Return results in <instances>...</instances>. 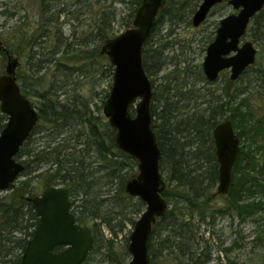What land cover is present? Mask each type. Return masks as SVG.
Segmentation results:
<instances>
[{"label":"trees","instance_id":"obj_1","mask_svg":"<svg viewBox=\"0 0 264 264\" xmlns=\"http://www.w3.org/2000/svg\"><path fill=\"white\" fill-rule=\"evenodd\" d=\"M42 1L43 15L47 16L45 26L53 24L56 27L57 42L53 48V55L49 58L43 52L32 50L34 47L41 48L50 38L49 29L44 26L42 34L33 38L34 42L30 39L26 43L33 42L29 46L31 52L28 56L31 70H33L32 75H27L24 81L20 74L16 75L17 80L22 83H20V87L23 95L28 99L30 97L36 99L40 119L17 156V160L25 167L19 178L24 177L26 179L19 182L20 186L17 185L18 180L12 184L8 190L12 191L11 194L0 196V264H22V257L40 222L39 215L30 198L37 196L41 189L59 185H63L70 191L71 198L78 196L81 198V203L72 211L76 221L82 226H88V223H92L90 228L94 247L84 264H89L99 253H102V262L105 264H126V260L130 257L127 244L129 239L127 238L121 254H117L113 251L115 245L113 237H116L124 228L123 220H118V216H126L124 210L128 204H125L124 200L128 199V194L125 191L127 178L123 177L124 179L120 182L121 187L116 192L117 196L121 195L120 197L100 198L101 196L99 197L94 192V190L97 191V187L94 185L98 181L94 179V167L92 163L88 164L87 158L90 152L97 155V170L105 171L110 178L109 185L125 169H129L133 165L138 167V162L117 148L116 130L111 127L109 120L106 121L105 118L94 116L91 110V100L77 93H72V90L69 89L73 82L79 83L84 78L95 81L100 71L99 67L102 68L101 74L104 77L113 74L114 67L109 58L102 54V47L99 44L91 50L86 48L96 42L105 43L115 36L116 14L113 6L105 7L96 16L95 24L89 33H85V40L76 37L74 41L67 42L68 39L63 37V30L56 26L59 15L65 13L66 9H54L52 12L51 5L47 3L49 0ZM118 1L124 2L123 0ZM141 2L142 0L131 2L133 8L129 16L130 20L126 24L127 27L133 23L134 20L132 19L135 18ZM171 2L172 0L161 12L156 26L166 15V12L169 13L170 7L173 5ZM182 2L178 0L174 3L177 11L185 10L184 8L188 6L186 2ZM3 14L6 15L5 12ZM155 27L145 45L150 41ZM260 27V33L255 37L257 41H264V22ZM145 45L144 66L146 72L151 76L154 74L148 56L151 50L150 52L146 51ZM8 47L6 48L9 53H13ZM71 55L80 61H84L85 65L79 68L74 67L76 70H72L74 68L64 62ZM159 59H162V56ZM155 60L157 61L156 58ZM156 61L155 72L161 69V65L158 66L159 60ZM160 64L163 63L160 62ZM50 65L54 66L55 71L51 81L49 80L50 84L44 86L41 83L47 77L48 72L46 71L49 70ZM69 71L75 77L71 76L72 78L69 79ZM201 73L203 76L204 73ZM62 75L66 76V80ZM204 77H202L203 80ZM28 79L29 83L27 82ZM176 88H167L165 92L154 94L155 100L158 98L163 104L161 111L152 106L153 129L158 137L162 152L160 170L161 173L167 175L166 189L162 196L168 202V209L165 215L158 219L153 226L149 241V254L152 264H165L166 257L172 259L171 264H184V260H187L186 264H207L210 261L209 251L206 249L199 252L194 249V242L200 226L207 224V219H210L213 213H221L222 211L213 209L211 206L214 200L211 192L215 187H218L219 183V164L216 158L213 131L221 123V118L225 116V113L231 112L230 118L240 139L241 152L233 169L230 191L220 196H223L228 202L227 204L231 205L229 210L236 209L239 212L252 213L261 204H240V202L246 193H253L254 190L264 192V183L261 182L264 178V146H258V150L254 149L259 138L264 136V128H257V124L253 125L252 120L248 123L246 117L239 114L242 112L240 109L244 103L234 107L236 98L221 104L223 97L214 96V91L217 92V90L211 91L213 99L211 102L210 100L203 102L206 107L201 111L198 110L191 115L184 114L181 110L183 107L178 106L180 102L173 100L176 95L170 94ZM185 95L182 93L178 97L181 99ZM108 96H106L107 99ZM105 104L103 101L102 105L105 106ZM248 115L250 114L248 113ZM7 119V116L2 114L0 110V133L4 129ZM39 133H44L43 138L49 139L50 143L59 140L65 133L75 134L67 139L64 137L66 143L61 139V142L57 143L56 146L47 144L44 150L38 152L33 148L27 149L28 145L34 141V136ZM72 143H74L73 146ZM81 145L84 148L79 149ZM196 161H203V164H197ZM193 162L195 164H192ZM46 164L55 165L56 171L53 174L48 171L32 177L33 173L39 171ZM196 164L198 166L191 169ZM131 169L133 170V168ZM134 177L135 175H133ZM34 178L38 179L36 186L31 184ZM108 191L110 192L111 189ZM111 202L114 203L113 207L116 206L122 211L112 213L113 207L109 210L106 209V207H110L109 203L111 204ZM144 205L140 200L136 203L134 207H137V213H141ZM196 217L199 219L200 224L198 225L195 224ZM130 221L132 225H135L134 220L130 219ZM103 227L107 228L112 238L106 237Z\"/></svg>","mask_w":264,"mask_h":264},{"label":"rangeland","instance_id":"obj_2","mask_svg":"<svg viewBox=\"0 0 264 264\" xmlns=\"http://www.w3.org/2000/svg\"><path fill=\"white\" fill-rule=\"evenodd\" d=\"M123 1L124 2H119L118 0H49L47 3L51 5L52 12L54 9H66L65 13L59 15L56 26L63 30V37L68 39L67 42H70L74 41L76 37L85 40V35L89 33V30L95 24L96 16H98L100 11L105 7L113 6L116 14V21L114 23L115 36L122 33L125 29L132 27L133 23L130 27H127L126 24L130 20L129 16L133 8L131 2L134 0ZM180 1L188 4V6L184 8L185 10L177 11L174 7V3L178 2V0H172L171 5H173L170 7L169 13L166 12V15L155 27L150 41L145 45L146 51L150 52L151 50V52L148 53L150 57L149 64L152 66L151 70L154 72L151 76L147 73L153 83V108H157L161 111L163 106L158 98L155 100L154 94L156 92L160 94L165 92L167 88L177 87L172 90L170 94L176 95L173 100L180 102L178 106L183 107L181 109L182 113L191 115L205 108L206 105L203 102L207 100L211 102L213 99L211 91L217 90V92L214 91V96L223 97V100L220 102L221 104H225L236 98L234 100L235 107L247 99L248 102H243L244 104L240 109L242 112L237 113L244 115L248 123L252 120V124H257V128H264V91L262 93L260 91L261 89L258 90L257 88H253V86L250 87L253 78L258 77L257 70L264 69V41H257L255 37L260 31L261 24L264 22V11L255 17L251 24L250 31L245 38L246 41L249 40L254 42L259 51L255 69L249 70V72L244 75L241 82L237 84L230 82L229 73L227 72L222 73L216 82H208L206 77H204V80L202 79L204 75L201 76L207 48L216 36L219 22L231 13V8L227 6L216 8L205 23L195 27L192 24V19L202 0ZM42 4V0H0V39L3 41L5 47L9 46L8 48H11L13 53H10V55L19 60L16 75L18 76V74H20L23 77V81L27 75H32L33 72L28 60L29 52H31V47L29 46L33 44L34 37L37 38V36L39 37L40 34H42V30L46 25L45 19L47 16L43 15ZM3 12H5L6 15L3 14ZM72 12L75 13L71 14ZM43 16L44 19H42ZM132 20H134V18ZM45 27L49 29V36L51 39L48 37L49 39L46 41L47 43H45V45L43 44L41 48L34 47L32 50L34 52H43L46 57L49 58L52 57L53 48L57 42L56 27L53 24ZM30 39H32L33 42L30 41V43L26 44ZM98 44L102 47L105 43L96 42L95 44L89 45L86 49L91 50ZM73 56L74 55L69 56L64 62L73 68H79L85 65L84 61H80V59ZM160 56H162V59H159ZM154 57L157 61L159 60L158 66L161 65V69L157 72H155L156 60ZM7 62L8 56L0 53V75L5 72ZM160 62L163 64H160ZM99 69L100 71L95 81L84 78L79 83L73 82L69 89L72 90V93H77L91 100V110L94 116L105 118L106 121H108L104 115V105H102V103L103 101L106 103V96L109 95L111 91L114 70L111 76L104 77L101 74L102 68L99 67ZM72 70H76V68ZM54 71V66L50 65L49 70L46 71L48 75L41 84H44V86L50 84L49 82L51 81L50 79ZM46 72L44 71V73ZM69 73V79L72 78L71 76L75 77L74 74L72 75V72L69 71ZM62 76L64 80H66V76ZM28 81L29 79L27 82ZM18 83L20 85V80H18ZM239 87L243 88L245 92L241 94V89L239 91ZM182 93L186 95L179 99L178 96ZM29 99L37 109L36 99L32 97ZM248 113L250 115H248ZM133 114H135L134 108ZM231 115L232 113L227 111L225 116L221 118V122L227 119L229 120ZM74 134L70 135L69 133H65L59 140L50 143L48 141L49 139L43 138L45 136L44 133H39L34 136V141L28 145L27 149L33 148L38 152L44 150L47 144L56 146L57 143L61 142V139L66 143L65 139L69 136L73 137ZM246 141L248 142V139H246ZM73 145L74 143H72V146ZM256 145L257 146H254L255 150H258V146H264V136L259 138ZM81 148H84V146H79V149ZM88 156V164L92 163L94 167V179L98 180L97 184L94 185L97 187V191L94 190V192L97 193L99 197L101 196L100 198L120 197L121 195L117 196L116 192H118L119 187H121L120 182L124 179L123 177L125 176L127 178H125L126 181H128L130 178H133V175L136 176L138 174V167L131 165L132 167L119 173V177L109 185V176L106 175L105 171L97 170V155L90 152ZM196 163L203 164V161H196ZM192 164L195 163L193 162ZM197 164L192 166L191 169H195L198 166ZM131 168H133V170ZM56 169L57 167L55 165L46 164L41 167L39 171L33 173L32 177L48 171L50 174H53ZM162 174L166 182L167 175L165 173ZM25 179L24 177L19 178L17 185L20 186L19 182ZM36 182H38V179L34 178L31 184L36 186L38 185ZM261 182L264 183V178H262ZM59 186L64 187L63 185ZM109 189H111L110 192L108 191ZM42 192L43 189L38 191L37 195H40ZM11 193L12 191L0 192V196ZM211 194L214 196L211 206L213 209L222 211L221 213H213L212 217L207 219V224L205 223L200 226V230H198L194 242V249H197L199 252H202V250L205 251L206 249L209 251L210 261L207 264H264V192L254 190L253 193L251 192L243 195L240 204H261L260 207L255 208L252 213H246L245 211L239 212L236 209L229 210L231 205L227 204L228 202H226L223 196H220L221 194L217 192V187L213 189ZM128 196L129 195H127L128 199L124 200V203L128 204V207L124 210L126 216H118V220H123V231L118 233L116 237H113V239H115L113 251L117 254H121L123 247L126 245L127 238L129 239L134 229V225L131 224L130 219L136 222L146 209V205H144L141 213H137V207L135 208L134 206L139 201L138 198L133 199L135 198L133 197L130 199ZM78 197L71 198L72 211L81 203V198L80 196ZM109 206L110 207H106V209H111L114 203H109ZM111 210L112 213H119L122 211L116 206ZM197 218L198 217H196L195 224L198 225L200 223ZM88 224V227L92 226L91 222ZM103 231L107 238H112L106 227H103ZM127 244L129 245V241ZM166 259L167 261L165 264L172 263V259L167 257ZM102 260L103 255L99 253L95 255L93 261L89 264H105ZM130 260L131 255L129 259L126 260V264H128ZM183 263L186 264L187 260H184Z\"/></svg>","mask_w":264,"mask_h":264},{"label":"water","instance_id":"obj_3","mask_svg":"<svg viewBox=\"0 0 264 264\" xmlns=\"http://www.w3.org/2000/svg\"><path fill=\"white\" fill-rule=\"evenodd\" d=\"M167 1L142 0L133 26L106 41L101 50L114 67L104 115L117 132V148L138 162V174L127 181L125 191L146 205L129 237L131 260L128 264H152L149 241L153 226L168 209V202L162 196L166 189L160 170L162 152L153 129V83L144 66L145 42ZM221 1L204 0L194 15L193 26H200L211 8ZM230 4L239 12L221 21L215 41L207 49L203 70L209 81H216L225 69H231V79L236 80L256 61L253 43L246 42L242 47L239 44L250 20L263 9L264 0H231ZM0 52L8 56L5 72L0 75V110L8 118L0 133V192H6L24 171L17 156L40 117L18 83L19 60L10 55L1 39ZM232 52L235 55L228 57ZM213 139L219 164L217 192L223 195L231 188L233 169L241 152L240 139L230 120L215 127ZM30 201L40 222L22 264H84L93 251L94 239L91 228L76 221L70 191L51 186ZM59 248L63 249L57 251Z\"/></svg>","mask_w":264,"mask_h":264},{"label":"flooded vegetation","instance_id":"obj_4","mask_svg":"<svg viewBox=\"0 0 264 264\" xmlns=\"http://www.w3.org/2000/svg\"><path fill=\"white\" fill-rule=\"evenodd\" d=\"M170 1L171 0H168L167 1V4H166V6H168L169 5V3H170ZM203 1L204 0H202L201 1V3H200V5L203 3ZM230 1L231 0H222L221 2H219V3H217L216 5H214L212 8H211V10H210V12H209V14H208V17L206 18V20L203 22V23H205L206 21H207V19L209 18V16L213 13V11L216 9V8H218V7H221V6H227V7H230L231 8V13L230 14H228L227 16H230V15H232V14H238V12H239V10H235L234 9V7L230 4ZM200 5H199V7H200ZM166 6H165V8H166ZM199 7H198V9H199ZM164 8V9H165ZM163 11V10H162ZM264 11V7H263V9L259 12V13H257L251 20H250V22H249V25H248V28H247V30H246V33L242 36V38H241V40H240V44H239V47H242L246 42H252V41H246V36L248 35V33H249V31H250V27H251V24L253 23V21H254V19H255V17L258 15V14H260L261 12H263ZM197 12V11H196ZM195 12V13H196ZM195 13H194V15H195ZM161 14V13H160ZM160 14H159V16H160ZM158 16V17H159ZM227 16H225L224 18H226ZM193 18H194V16H193ZM223 18V19H224ZM222 19V20H223ZM158 20V19H157ZM221 20V21H222ZM221 21L219 22V25H218V27H217V31H218V29H219V27H220V24H221ZM202 23V24H203ZM192 24H193V19H192ZM201 24V25H202ZM156 26V25H155ZM259 33H260V31H259ZM216 36H217V32H216ZM216 36H215V38H214V40L213 41H211V43L210 44H212L214 41H215V39H216ZM253 43V45H254V47L256 48V50H257V54H256V61H255V63L253 64V65H251L250 67H248L236 80H232L231 79V75H232V72H231V69H225V70H223L222 72H220V74H219V77H220V75L222 74V73H225V72H227V73H229V79H230V82H232L233 84H237V83H239V82H241V80L243 79V77H244V75L247 73V72H249V70H251V69H255V64H256V62H257V57H258V48L256 47V45L254 44V42H252ZM210 44H209V46H210ZM208 46V47H209ZM208 49V48H207ZM233 55H235V53L234 52H232V53H230L229 55H228V57H231V56H233ZM203 73H204V70H203ZM257 74H258V77H255V78H253V80L251 81V83H250V87H252L253 86V88H257L258 90L259 89H261L260 91L263 93V91H264V69H260V70H257ZM204 76L206 77V75H205V73H204ZM219 77H218V79H219ZM206 79H207V77H206ZM217 79V80H218ZM216 80V81H217ZM207 81L208 82H216V81H209L208 79H207ZM239 89H241L242 90V93H244L245 92V90L243 89V88H240L239 87ZM152 102H153V100H152ZM244 103H246V102H248V100L246 99V100H244L243 101ZM242 102V103H243ZM249 104V103H248ZM133 110V109H132ZM151 112H152V104H151ZM226 121V120H225ZM231 121V120H230ZM233 123V122H232ZM234 126V125H233ZM42 194V193H41ZM40 194V195H41ZM38 196V195H37ZM57 251H61V250H57Z\"/></svg>","mask_w":264,"mask_h":264}]
</instances>
